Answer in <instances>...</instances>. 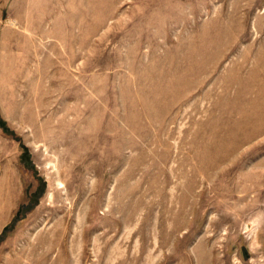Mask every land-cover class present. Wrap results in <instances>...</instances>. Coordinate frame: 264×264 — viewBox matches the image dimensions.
I'll list each match as a JSON object with an SVG mask.
<instances>
[{"label": "rangeland", "instance_id": "obj_1", "mask_svg": "<svg viewBox=\"0 0 264 264\" xmlns=\"http://www.w3.org/2000/svg\"><path fill=\"white\" fill-rule=\"evenodd\" d=\"M0 119V264H264V0H0Z\"/></svg>", "mask_w": 264, "mask_h": 264}, {"label": "trees", "instance_id": "obj_2", "mask_svg": "<svg viewBox=\"0 0 264 264\" xmlns=\"http://www.w3.org/2000/svg\"><path fill=\"white\" fill-rule=\"evenodd\" d=\"M0 127L3 129V131H4L6 134H8V135H9V134H13V132H11V131L8 129L6 123H5L3 120H1V119H0ZM22 148H23L24 150H27L26 147L23 146V145H22Z\"/></svg>", "mask_w": 264, "mask_h": 264}]
</instances>
